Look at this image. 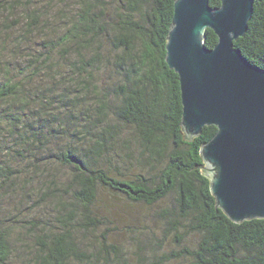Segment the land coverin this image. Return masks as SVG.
Segmentation results:
<instances>
[{
    "label": "trees",
    "instance_id": "16d2710c",
    "mask_svg": "<svg viewBox=\"0 0 264 264\" xmlns=\"http://www.w3.org/2000/svg\"><path fill=\"white\" fill-rule=\"evenodd\" d=\"M174 2L0 0V145L26 160L0 166V264H264V218L233 222L204 172L217 127L183 130ZM235 46L264 68V0Z\"/></svg>",
    "mask_w": 264,
    "mask_h": 264
},
{
    "label": "water",
    "instance_id": "95a60500",
    "mask_svg": "<svg viewBox=\"0 0 264 264\" xmlns=\"http://www.w3.org/2000/svg\"><path fill=\"white\" fill-rule=\"evenodd\" d=\"M254 0H175L166 61L179 74L182 127L201 146L217 206L235 223L264 218V68L235 46L249 29ZM218 42L206 45L207 30Z\"/></svg>",
    "mask_w": 264,
    "mask_h": 264
},
{
    "label": "rangeland",
    "instance_id": "374dc122",
    "mask_svg": "<svg viewBox=\"0 0 264 264\" xmlns=\"http://www.w3.org/2000/svg\"><path fill=\"white\" fill-rule=\"evenodd\" d=\"M68 2V3H70V0H61V2L63 3V2ZM73 4H75V1H71V3L69 4V5H73ZM14 138L13 137H11L10 139H9V141L7 142V144H3L2 143V146L0 145V151L2 152V154H0V166H3L5 163H9V164H11L13 167L15 166V167H17V169H20L22 166H24L25 164H26V160H24L22 157H18V155H17V153L16 152H14L13 150H9L8 152H6L7 151V146H5V145H9V144H12V143H14ZM20 153L22 154V155H25V153H23L22 151H20ZM34 162H36V161H34L33 160V158H28V166H29V168H32L33 167V164L32 163H34ZM31 163V164H30ZM32 165V166H31ZM57 166V165H56ZM56 166H52V169H53V172L54 173H56L58 176H60L61 178H65V177H67L68 176V174H69V171H68V169H60L59 167H56ZM54 167L56 168V169H54ZM34 168V167H33ZM41 172V171H40ZM1 177V176H0ZM8 184H5V186H7ZM7 188V187H6ZM11 193H12V191H11ZM173 204H174V196H172V197H170L168 200H167V202H166V204H164L163 205V207H165L166 205H169V206H173ZM22 202L20 201V200H18V209H19V216L20 217H23V215H25V211H23L22 210ZM12 208L13 209H15V210H17V204H13V206H12ZM160 208V207H159ZM159 208H155V210L156 209H159ZM48 212V214H47V212ZM135 211V210H134ZM35 214L39 217L38 219H40V220H44V219H46V218H53V216L51 215V213L49 212V210L47 209H45V208H36V212H35ZM133 215H135V216H138L140 219H141V222L144 224V221L145 220H149L150 221V219H152V215H151V211L149 210V209H146L145 208V210L144 209H136V211L135 212H133ZM132 228H134V227H132ZM134 231L133 232H131L130 231V229H128V231L129 232H131V233H129V232H126V231H124L123 229L122 230H120L119 231V233H118V235H119V240L122 242H126L127 241V245L126 246H128V245H130V244H128V242H130V237H132V236H134V235H141L142 236V234H140V229L138 228V229H133ZM161 232V231H160ZM159 232V233H160ZM171 240V239H170ZM86 242H87V245L89 246V240H86ZM169 242V241H168ZM167 243V242H166ZM170 247H173L172 249H177V248H174L175 246L173 245V243H172V245H171V242H170V244H168Z\"/></svg>",
    "mask_w": 264,
    "mask_h": 264
}]
</instances>
